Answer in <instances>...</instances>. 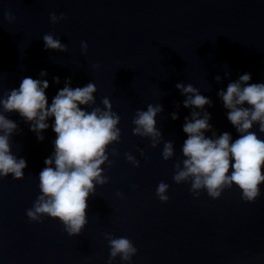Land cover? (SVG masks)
Segmentation results:
<instances>
[{
	"label": "water",
	"instance_id": "water-1",
	"mask_svg": "<svg viewBox=\"0 0 264 264\" xmlns=\"http://www.w3.org/2000/svg\"><path fill=\"white\" fill-rule=\"evenodd\" d=\"M5 12L15 17L12 23ZM51 13L66 18L52 24ZM49 33L67 50H45L42 37ZM42 70L49 104L67 79L72 87L93 82L94 106L103 108L107 97L120 117V141L108 149L111 165H102L108 183L87 201L86 227L69 237L57 220L35 223L26 216L40 194L38 176L55 134L50 127L38 142L18 114H9L18 125L11 151L27 167L20 180L0 178V264H108L107 234L133 243L131 264H264V185L255 202L246 203L235 186L213 200L204 191L194 198L190 183L173 180L187 139L182 126L192 111L175 85L191 83L210 98L213 131L238 138L217 93L246 72L251 83H264V0H0V97L26 76L40 78ZM149 104L163 108L155 148L150 138L133 134L137 110ZM168 141L174 156L164 161ZM162 181L169 185L167 203L156 196Z\"/></svg>",
	"mask_w": 264,
	"mask_h": 264
},
{
	"label": "clouds",
	"instance_id": "clouds-1",
	"mask_svg": "<svg viewBox=\"0 0 264 264\" xmlns=\"http://www.w3.org/2000/svg\"><path fill=\"white\" fill-rule=\"evenodd\" d=\"M65 18L63 13L59 17L50 14L52 24ZM4 19L12 23L15 17L5 12ZM42 39L45 50H67V45L53 33L45 34ZM81 48L87 51L85 41L81 42ZM99 67L92 65L94 70ZM46 76L44 70L40 72V78L26 76L18 88H12L0 97V178L11 176L20 180L27 167L26 160L11 151V139L17 133L18 125L9 114H18L38 142L44 140L43 132L51 127L55 134L53 151L44 160L45 166L38 176L40 194L26 211V216L29 222L35 223H40L44 217L57 220L67 235L74 237L87 225L89 197L95 195L98 185L108 183L102 165L112 163L108 149L120 141V117L112 111L107 97L101 101L103 108L94 106L97 88L93 82L72 87L71 80L67 79L49 104ZM215 79L220 82L221 77ZM251 79L250 73H243L217 93L227 110V120L239 134L235 140L229 132L217 135L213 131L211 114L206 110V106H212L210 98L191 83L175 85L185 97L183 107L192 111L182 126L187 139L181 147L183 159L174 166L173 180L176 184L190 183L194 198L204 191L215 200L225 188L233 186L246 203L255 202L261 195V185H264V139H261L264 136V83H251ZM53 80L59 84V77ZM162 111L161 105L149 104L146 111L137 110L132 121L133 134L150 138L152 148L161 138L156 116ZM171 117L178 119L177 113H172ZM208 132L211 136L206 135ZM112 155H117L114 149ZM161 156L164 161L174 156L172 142L164 143ZM125 158L133 167H139V161L132 154L125 153ZM168 189L169 185L163 181L158 184L156 196L161 203H167ZM116 195L122 198L120 192ZM105 239L110 249L108 264L116 257L120 258L121 264H131L137 249L127 237L107 234Z\"/></svg>",
	"mask_w": 264,
	"mask_h": 264
}]
</instances>
